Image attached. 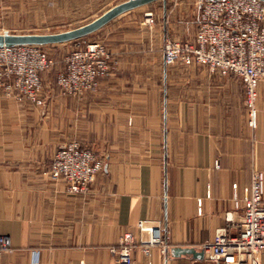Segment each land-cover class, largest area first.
Returning a JSON list of instances; mask_svg holds the SVG:
<instances>
[{
    "label": "crops",
    "instance_id": "0c3cea01",
    "mask_svg": "<svg viewBox=\"0 0 264 264\" xmlns=\"http://www.w3.org/2000/svg\"><path fill=\"white\" fill-rule=\"evenodd\" d=\"M118 36L115 47L106 43L118 73L85 97L111 132L96 144L103 169L87 194L50 178L56 153L76 141L50 140L40 120L46 107L0 92V236L12 244L0 264H115L112 249L140 221L161 224L169 248L200 249L221 230L237 234L253 172L264 175V80L252 129L238 77L183 63L170 73L163 51L151 53L157 33L141 50L132 47L137 37ZM133 264L216 263L155 248L137 252Z\"/></svg>",
    "mask_w": 264,
    "mask_h": 264
},
{
    "label": "built area",
    "instance_id": "2783aa9c",
    "mask_svg": "<svg viewBox=\"0 0 264 264\" xmlns=\"http://www.w3.org/2000/svg\"><path fill=\"white\" fill-rule=\"evenodd\" d=\"M196 37L185 42H167L165 63L169 66H206L212 72L238 77L246 89L249 125L257 126L258 87L264 80V2L260 0L206 1L202 6ZM37 46L0 48V92L17 93L41 105V74L53 62ZM114 72L111 54L102 43H89L72 52L58 84L67 96L79 97L96 88L98 80ZM103 164L93 152L76 142L55 155L50 178L62 182L73 195L87 194ZM236 235L221 230L201 248L216 264H261L264 257V175L254 171L244 199L243 216ZM10 238L0 236V252L10 250ZM155 248L166 250V231L161 224L140 221L138 233L128 232L112 249L115 264H133L137 252L149 256Z\"/></svg>",
    "mask_w": 264,
    "mask_h": 264
},
{
    "label": "rangeland",
    "instance_id": "374dc122",
    "mask_svg": "<svg viewBox=\"0 0 264 264\" xmlns=\"http://www.w3.org/2000/svg\"><path fill=\"white\" fill-rule=\"evenodd\" d=\"M124 1L127 0H0V34H53L68 31L92 22ZM205 2L206 0L157 2L128 13L112 26L79 41L41 47V51L50 58L53 65L41 74V105L33 104L40 112L46 107V117H41L40 120L41 123L45 120L49 139H54L57 143H63L69 138L76 143L81 142L88 147L84 149L93 152L99 160V148L96 144L102 145L110 140L111 132L103 131L100 124L107 116H98L93 109L87 108L85 101L87 93L99 91V80L95 89L79 97L65 95L58 84V77L72 52L89 43H102L106 49V43L115 47L113 40L119 39L118 35L132 40L137 37L138 43L135 46L131 42L132 47L141 50L144 46L151 45L146 36L157 33L151 53L153 57H159L162 51L164 53L167 42L191 40L196 33ZM112 28L120 29L113 34ZM163 34H167V41L162 40ZM111 58L114 72L109 76L116 75L119 71L112 54ZM176 67L177 64L170 66V73H174L173 69ZM40 132L42 137L44 129L41 128Z\"/></svg>",
    "mask_w": 264,
    "mask_h": 264
},
{
    "label": "water",
    "instance_id": "95a60500",
    "mask_svg": "<svg viewBox=\"0 0 264 264\" xmlns=\"http://www.w3.org/2000/svg\"><path fill=\"white\" fill-rule=\"evenodd\" d=\"M168 0H127L115 5L92 22L68 31L53 34H0V48L15 46H37L44 47L49 45H62L72 43L89 37L117 18L152 5L157 2H167ZM218 1V0H206ZM264 2V0H260ZM167 256L171 258L189 257L203 259L204 251L202 248L174 247L166 249Z\"/></svg>",
    "mask_w": 264,
    "mask_h": 264
},
{
    "label": "trees",
    "instance_id": "16d2710c",
    "mask_svg": "<svg viewBox=\"0 0 264 264\" xmlns=\"http://www.w3.org/2000/svg\"><path fill=\"white\" fill-rule=\"evenodd\" d=\"M169 66V65H168Z\"/></svg>",
    "mask_w": 264,
    "mask_h": 264
}]
</instances>
